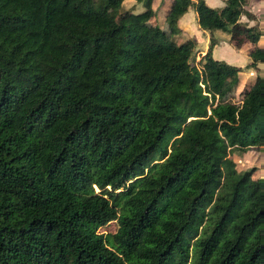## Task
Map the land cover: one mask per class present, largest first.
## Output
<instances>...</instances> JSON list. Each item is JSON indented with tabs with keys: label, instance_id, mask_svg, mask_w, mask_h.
Wrapping results in <instances>:
<instances>
[{
	"label": "trees",
	"instance_id": "16d2710c",
	"mask_svg": "<svg viewBox=\"0 0 264 264\" xmlns=\"http://www.w3.org/2000/svg\"><path fill=\"white\" fill-rule=\"evenodd\" d=\"M123 1L0 0V264H173L190 243L192 264H264V176L231 156L264 168V25L239 24L264 0L108 18ZM230 23L244 67L210 53Z\"/></svg>",
	"mask_w": 264,
	"mask_h": 264
},
{
	"label": "rangeland",
	"instance_id": "374dc122",
	"mask_svg": "<svg viewBox=\"0 0 264 264\" xmlns=\"http://www.w3.org/2000/svg\"><path fill=\"white\" fill-rule=\"evenodd\" d=\"M217 1L218 2L216 3V5L211 6V7H220L223 5V3L220 0H217ZM93 3H95V5H97V4L100 5L101 0H93ZM130 3L131 2H122L120 12H116L115 10L114 11H112V10L107 11L108 18H118L119 13H123L125 11L131 12L133 14L142 11L143 8H142L140 3L137 4L139 7L138 9L135 8V4H130ZM246 9L249 10L255 16V20L250 21V24H248L249 21H247L244 16H241L240 20H239L240 21L239 24H246V25L250 26L252 24L258 23L260 25V27L264 25V1L251 2L247 5ZM186 12H188V13H187L185 19L182 21V25H183L182 39H185V38L200 39L201 38V41L203 42L204 37H202V33H201L200 29L197 26H195L193 9L191 7H189ZM192 13H193V15H192ZM239 24H237V25H239ZM236 27L237 26L235 25V23H230V24L222 27L221 29L214 31V33H215L214 36H217L219 41L226 42V43L225 44L219 43L217 45V47L215 49H213L212 55H214L215 59H218L217 55L225 56L228 58L227 63L235 65V66H240L241 64L242 65L246 64L242 60V59L246 60V56H242L241 54H239L237 52V49L238 48L244 49L248 45V42L243 41L241 39V36H239V38H238V36L232 35V32L236 30L235 29ZM167 38H168V28H167V25H165V26L163 25V34L159 40L161 43H165ZM205 41L207 43V41H208L207 36L205 37ZM238 44H240L241 46L236 47V46H239ZM202 45L203 44H201L199 46L197 43V51L198 52H196V55L194 56L195 61H197L199 59V57L204 53L202 51ZM261 65H263V66H260L261 67L260 69H262L261 71L264 72V69L262 68V67H264V64H261ZM245 71L246 70L244 69V72L240 74V80H242L241 77H244V78L246 77L248 71H246V72ZM240 83H242V81H240ZM231 156L235 160L236 163H238V161H240L237 164L238 166L236 165L238 170H243V169H247L250 167H254L255 169H253L251 174H249L248 176H253L255 172H257V175L262 174V176H264V168L260 166L261 165L260 159L257 157L256 151L253 148L247 149L245 152L234 150L233 153H231ZM38 165H40V162L38 163ZM67 191L72 197H75L76 199L93 200L96 198L98 189L96 187L92 186V190H90V192H88V193H84L82 191H80V192L69 191V190H67ZM73 192H75V193L72 194ZM190 246H191V243L188 244L187 247L184 246L183 254H182V257L180 258L181 261L179 263L175 262V260H173L172 263L173 264H192L191 260H190V256L192 254V251L190 250Z\"/></svg>",
	"mask_w": 264,
	"mask_h": 264
},
{
	"label": "crops",
	"instance_id": "0c3cea01",
	"mask_svg": "<svg viewBox=\"0 0 264 264\" xmlns=\"http://www.w3.org/2000/svg\"><path fill=\"white\" fill-rule=\"evenodd\" d=\"M169 0H165L164 1V3H163V5L164 6H166L167 5V2H168ZM205 1V3H207V5L208 6H215L216 5V3L218 2L217 0H204ZM123 2H131L130 4H135V8L136 9H138L139 7H138V5L137 4H139V3H135V1L134 0H124ZM157 2H158V0H153V2H152V7L153 8H155L156 7V4H157ZM187 13L188 12H185L184 14H182L181 16H180V18L178 19V21H177V25H178V27L180 28V30H181V34H180V40H183L182 39V32H183V25H182V21L185 19V17H186V15H187ZM192 15H193V13H192ZM194 20H195V14H194ZM247 20V19H246ZM245 20V21H246ZM247 21H249V20H247ZM193 22V21H192ZM248 24H250V21H249V23ZM165 26V25H164ZM195 26H197V24H196V21H195ZM198 27V26H197ZM201 31V33H202V37H204V41L202 42L201 41V38L200 39H195L196 40V42L198 43V45L200 46L201 44H203L202 45V51L203 52H205L206 51V49H207V47H208V41H207V43H206V41H205V37L207 36V39H208V33L207 32H205V31H202V30H200ZM214 31H213V36H214ZM214 38L216 39V44H214V46L211 48V51H210V53H211V56L214 58V55H212V51H213V49H215L216 47H217V45L220 43H222V44H225L226 42H222V41H219V39L217 38V36H214ZM258 44L259 45H261V46H264V35H262L260 38H259V40H258ZM198 46V47H199ZM237 52L239 53V54H241L242 56H246V54H245V50L243 49V48H238L237 49ZM217 58L219 59V60H221V61H223V62H228V58L227 57H225V56H222V55H217ZM243 60V62L244 63H247L248 62V57L246 56V60L245 59H242ZM246 61V62H245ZM262 63H258L257 64V67H258V69H260L261 67L260 66H263V65H261ZM246 65V64H245ZM245 65H240V66H238V67H244ZM263 69H264V67H262ZM262 69H260L259 71H260V73H262V74H264V72L263 71H261ZM246 71H248L247 72V75H246V77L244 78V77H241V81L243 82L244 80H246V78H248V77H250V76H252L253 74H254V72H253V70H251V69H247ZM245 71V72H246ZM241 73H243V72H241ZM240 73V74H241Z\"/></svg>",
	"mask_w": 264,
	"mask_h": 264
}]
</instances>
